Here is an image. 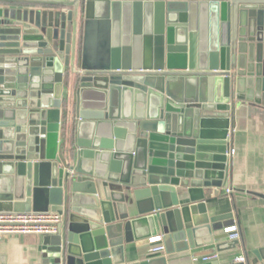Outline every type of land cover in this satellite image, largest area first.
I'll return each mask as SVG.
<instances>
[{
    "label": "water",
    "instance_id": "95a60500",
    "mask_svg": "<svg viewBox=\"0 0 264 264\" xmlns=\"http://www.w3.org/2000/svg\"><path fill=\"white\" fill-rule=\"evenodd\" d=\"M251 108L264 109V0H0V211L65 217L43 264H121L125 243L158 235L166 254L142 264L221 251L233 214L211 215L206 191L230 188Z\"/></svg>",
    "mask_w": 264,
    "mask_h": 264
},
{
    "label": "crops",
    "instance_id": "0c3cea01",
    "mask_svg": "<svg viewBox=\"0 0 264 264\" xmlns=\"http://www.w3.org/2000/svg\"><path fill=\"white\" fill-rule=\"evenodd\" d=\"M123 19V18H122ZM136 23L142 31L144 27L142 15L138 17ZM135 23L134 17L130 18ZM132 22L129 21L128 29H132ZM137 22V21H136ZM116 34L114 41L120 46L125 44L126 28L122 21L120 31ZM113 37V36H112ZM143 40V48H145ZM64 87L65 103L62 109V129L61 143L65 150V142L71 137L76 141L77 119L69 116V100L75 101L76 94L72 91L69 94ZM75 108L73 109V112ZM234 133L231 139L232 169L230 174V189L222 188L217 197H212L211 192L206 191L209 201V212L211 215L232 213V218L228 222H235L240 229L241 239L232 242L229 237L221 239L223 249L218 253V258L214 259L219 264H233L235 257L244 256V264H264V252L261 258L254 253L255 250L264 248V109L251 108L248 113H242L234 122ZM91 130V127H87ZM64 140V141H63ZM188 198V195L182 194ZM51 212V211H50ZM65 222V217L63 218ZM67 224V223H65ZM222 232V230H221ZM44 235L37 233H27L22 235L10 234L0 241V264H43V254L40 249ZM163 243V241H162ZM152 244H139L135 241L125 243L124 261L121 264H142L153 257L165 255L163 251L155 252L151 249ZM210 246H204L205 249ZM198 249H196L197 251ZM195 251V250H194ZM155 252V253H152ZM192 250L176 251L174 254H167L168 264H204L202 258L197 260L192 256ZM212 260V261H214ZM243 264V262H237Z\"/></svg>",
    "mask_w": 264,
    "mask_h": 264
},
{
    "label": "built area",
    "instance_id": "2783aa9c",
    "mask_svg": "<svg viewBox=\"0 0 264 264\" xmlns=\"http://www.w3.org/2000/svg\"><path fill=\"white\" fill-rule=\"evenodd\" d=\"M234 155L232 150L230 153ZM230 194L232 190L226 189ZM63 215L56 212H3L0 211V241L6 236L27 233H37L41 235L57 234L61 229L63 222ZM229 233L228 237L231 241H238L241 239L239 226L234 222L232 225L225 228ZM151 249L155 252L164 250L162 243V236L158 235L150 238ZM218 258V253L203 257V261H212ZM234 262H246L244 256L235 257Z\"/></svg>",
    "mask_w": 264,
    "mask_h": 264
},
{
    "label": "trees",
    "instance_id": "16d2710c",
    "mask_svg": "<svg viewBox=\"0 0 264 264\" xmlns=\"http://www.w3.org/2000/svg\"><path fill=\"white\" fill-rule=\"evenodd\" d=\"M83 44V36H82V41H81V45Z\"/></svg>",
    "mask_w": 264,
    "mask_h": 264
}]
</instances>
